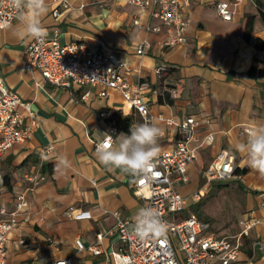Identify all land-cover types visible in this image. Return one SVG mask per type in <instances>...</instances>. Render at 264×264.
<instances>
[{"label":"crops","instance_id":"0c3cea01","mask_svg":"<svg viewBox=\"0 0 264 264\" xmlns=\"http://www.w3.org/2000/svg\"><path fill=\"white\" fill-rule=\"evenodd\" d=\"M217 1L231 4V21L217 15ZM233 2L193 0L183 9L189 19L186 42L175 48L163 46L166 28L158 18L124 1L46 0L47 11L40 17L47 38L83 44L92 52L110 50L130 83L149 84L145 97L152 122L161 130L159 153L176 149L181 141L178 126L166 120L195 118V140L188 147L196 159L186 167L188 183L177 191L182 196L203 191L184 216L207 221L218 238L235 237L241 229L239 220L248 212L255 218L264 213V176L249 167L240 147L247 143L245 128L264 125V0ZM247 16L253 20L246 39L242 31ZM17 27L15 22L0 30V78L11 93L30 103L37 126L25 142L0 157V210H13L16 198L24 195L29 213V221L6 236L7 262L115 264L111 254L122 243L112 212L133 223L142 203L132 193L135 176L101 164L95 145L111 128L116 139L120 133L130 135L131 125L144 121L117 91L100 98L97 88L55 87L37 71L26 70L31 39H19ZM143 42L149 46L138 55ZM254 61L257 66L250 72ZM158 67L165 70L156 75ZM172 89L178 90L177 98L171 96ZM102 112H109V117H100ZM208 133L213 135L211 143L205 139ZM221 151L234 155L239 173L228 182L206 184L204 171ZM225 185L231 190L232 211L223 217L214 213L213 198H206ZM70 207L74 212L67 217ZM77 239L85 248L98 246L101 252L78 251ZM257 242L264 243V223L241 237L242 264H264V249L255 247Z\"/></svg>","mask_w":264,"mask_h":264},{"label":"built area","instance_id":"2783aa9c","mask_svg":"<svg viewBox=\"0 0 264 264\" xmlns=\"http://www.w3.org/2000/svg\"><path fill=\"white\" fill-rule=\"evenodd\" d=\"M119 1L133 5L139 10H148L161 21L166 28L163 42L165 48L185 44L189 19L183 9L188 8L193 0ZM238 2L239 0H234L233 3L236 5ZM214 8L223 21L232 20L233 11L229 2L217 1ZM52 14L54 17L60 15L58 10H54ZM15 22H18L15 10L9 7L7 0H0V30ZM134 23L137 24L138 21L135 20ZM55 34L57 35V32ZM99 44L103 45V42L99 40ZM148 46L147 42L141 43L136 54H143ZM118 67V61L112 51L92 52L83 44H61L56 36H45L43 40L31 39L26 49L25 69L37 71L47 83L55 87H70V84L91 86L98 89L100 98H106L110 91H117L124 102L141 116L144 123L153 124L145 97L149 84L145 81L130 83ZM164 70V67H158L154 73L159 75ZM170 94L177 98L179 92L172 89ZM100 117H109V112H102ZM165 122L178 126L181 141L176 149L158 153L152 165L144 173L135 176L132 193L141 200L142 207H153L158 211L167 223V232L164 236L138 238L131 234L132 223L121 218L118 212H112L115 219L114 231L122 243V247L111 254L114 263L242 264L241 237L247 235L255 225L264 223V213L259 218L252 216V212L245 214L238 222L240 232L233 238H218L207 221L193 215L181 216L193 204L198 203L203 195L202 190L188 196H182L177 191V187L188 183L186 167L196 159L194 150L189 148L188 144L195 140L194 129L198 123L193 116H188L179 123L174 120ZM36 126V114L30 103L11 93L0 78V157L13 145L25 142ZM250 129L243 130L247 139ZM114 133L115 129L111 128L108 134L113 137ZM205 139L211 143L213 135L208 133ZM234 170V155L221 151L204 171L205 183L228 182L235 178ZM33 183L37 184L34 180ZM27 209L25 196L19 195L13 210H0V264H8L6 236L29 221ZM261 209H264V206ZM73 212L74 208L70 207L66 216L71 217ZM101 238V235L97 236L98 240ZM19 243L22 244L23 241L20 240ZM74 245L78 251L87 250L95 255L101 252L98 246L85 248L79 239L75 240ZM254 246L264 249V243L261 242L255 243ZM53 264H69V261L61 260Z\"/></svg>","mask_w":264,"mask_h":264},{"label":"clouds","instance_id":"9594fccd","mask_svg":"<svg viewBox=\"0 0 264 264\" xmlns=\"http://www.w3.org/2000/svg\"><path fill=\"white\" fill-rule=\"evenodd\" d=\"M7 3L17 14V37L43 40L46 29L40 17L47 11L46 0H7ZM160 134L161 130L148 122L132 124L130 135L120 133L116 139L107 133L100 134L102 139L96 145V158L110 169L138 176L152 165L159 153ZM240 147L247 153L249 167L264 176V125H254L248 132L247 143ZM60 163L66 165L67 162L61 158ZM130 231L141 239L164 236L167 223L155 208L146 206L136 212Z\"/></svg>","mask_w":264,"mask_h":264},{"label":"rangeland","instance_id":"374dc122","mask_svg":"<svg viewBox=\"0 0 264 264\" xmlns=\"http://www.w3.org/2000/svg\"><path fill=\"white\" fill-rule=\"evenodd\" d=\"M220 189L224 190V194L218 191ZM230 191L231 190H230L229 185H225L221 187L218 186L217 190L214 191L212 195L210 194L208 198H206V200L213 198L211 201V204H212V207L214 208V213L216 215L218 216L221 215L223 217H226L231 213L232 207L230 203L228 202V199H230V197L232 196ZM184 215H186V212L181 214V216H184Z\"/></svg>","mask_w":264,"mask_h":264},{"label":"trees","instance_id":"16d2710c","mask_svg":"<svg viewBox=\"0 0 264 264\" xmlns=\"http://www.w3.org/2000/svg\"><path fill=\"white\" fill-rule=\"evenodd\" d=\"M252 20H253V17L252 16H247L244 19L242 36L244 38H246V39L248 38V34H249V31H250V27H251ZM255 66H257V65L255 64V61H254L253 66L250 68V72L254 70ZM243 172H245V170H243ZM234 173L235 174H238L239 171L237 169H235L234 170Z\"/></svg>","mask_w":264,"mask_h":264}]
</instances>
